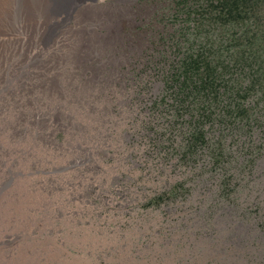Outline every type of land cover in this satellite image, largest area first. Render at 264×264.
<instances>
[{
    "label": "rangeland",
    "instance_id": "1",
    "mask_svg": "<svg viewBox=\"0 0 264 264\" xmlns=\"http://www.w3.org/2000/svg\"><path fill=\"white\" fill-rule=\"evenodd\" d=\"M205 1L0 0V264H264V88L230 114L264 43Z\"/></svg>",
    "mask_w": 264,
    "mask_h": 264
},
{
    "label": "trees",
    "instance_id": "2",
    "mask_svg": "<svg viewBox=\"0 0 264 264\" xmlns=\"http://www.w3.org/2000/svg\"><path fill=\"white\" fill-rule=\"evenodd\" d=\"M205 6L209 9L205 10L203 8V11L205 10L207 12L206 15H210V17L219 24H247L252 26L254 28L253 34H245L244 37L247 36L250 40L249 44L251 47L257 46L256 48L259 50L258 44L264 43V0H206ZM262 57V55H257L256 52H250V54L243 52L240 53V56L236 59L237 63L240 64L241 62L243 63V61H248L245 60V58L252 59L251 61L253 63L251 67L255 74V79L251 81L250 86H242L241 89L236 92L238 104L234 105L230 111L233 117H247L248 109L245 107V100L250 96L252 91L261 87L264 88V58ZM221 64L224 65L225 63L221 61ZM221 64L212 63L206 52L198 51L197 54H191L185 59L180 69L183 75L179 78H183L185 84L192 83L195 88L204 90L209 89L215 92L217 96V88L220 86L218 68H221ZM224 68H229V66L224 65ZM192 140L195 144L206 142L202 131H197L196 134L193 135Z\"/></svg>",
    "mask_w": 264,
    "mask_h": 264
},
{
    "label": "bare ground",
    "instance_id": "3",
    "mask_svg": "<svg viewBox=\"0 0 264 264\" xmlns=\"http://www.w3.org/2000/svg\"><path fill=\"white\" fill-rule=\"evenodd\" d=\"M45 1V0H44ZM47 1V0H46ZM49 1V0H48ZM56 2V3H55ZM55 2H54V6H52L53 7V10L54 9H56V11H55V13L56 14H58V15H66V14H68V11H70L73 7H79L80 5H81V3L80 2H76V0H55ZM46 4V3H45ZM47 4H48V2H47ZM52 4V3H51ZM50 4V5H51ZM129 10H130V12L132 13V17H128V19H126L127 20V24H126V26H129V25H131L132 23L133 24H135L136 23V21H135V18H136V16L139 14H141V15H143V16H147V15H149L150 14V11H152L149 7H147V5H143L142 7H139V9L137 10V11H133L134 9H133V7H132V5H130L129 6ZM41 11H43V10H41ZM44 11H46V10H44ZM43 11V12H44ZM72 11V10H71ZM76 11V10H75ZM82 11V10H81ZM44 17V16H43ZM61 18V17H60ZM65 18V17H64ZM72 18H74V17H72ZM127 18V17H126ZM58 20V19H57ZM65 20V19H64ZM75 20V19H74ZM49 22V21H48ZM54 22V21H53ZM42 23H43V21H42ZM41 23V24H42ZM47 24H49V23H47ZM43 25V24H42ZM136 25V24H135ZM47 27H48V25H47ZM41 30H43V29H41ZM45 31V30H44ZM14 36V35H13ZM11 37V36H10ZM21 38H22V36H21ZM59 38V37H58ZM15 39V38H14ZM61 39V38H60ZM14 41V40H13ZM24 41V40H23ZM58 42V41H57ZM61 43V42H60ZM27 44V43H26ZM145 45H146V43H145V37L142 35V36H140L139 38H138V44H137V47H138V49L139 50H141L142 48H144L145 47ZM51 47V46H50ZM24 49V48H23ZM60 51V50H59ZM30 223H31V221H30Z\"/></svg>",
    "mask_w": 264,
    "mask_h": 264
}]
</instances>
